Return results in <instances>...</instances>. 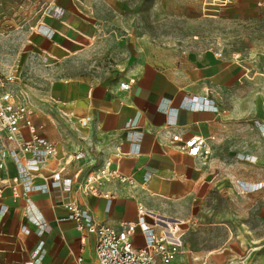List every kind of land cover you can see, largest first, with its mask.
Listing matches in <instances>:
<instances>
[{"label": "crops", "instance_id": "crops-1", "mask_svg": "<svg viewBox=\"0 0 264 264\" xmlns=\"http://www.w3.org/2000/svg\"><path fill=\"white\" fill-rule=\"evenodd\" d=\"M236 3L258 6L256 0H237L229 6ZM53 8L32 38L31 54L43 65L42 74L34 77L41 88L21 85L34 110L33 119L42 126L41 134L56 142L59 156L70 155L71 160L73 153L87 152V158L66 165L64 176L72 177L79 169L84 175L88 168H97L110 158L136 185L107 184L104 191L113 194L110 199L85 195L76 187L28 194L20 188L16 197L5 186L0 195V264L27 260L78 264L80 257L82 264H99L96 235L88 234L83 244L75 222L64 219L69 215L65 204L70 199L90 210L95 223L114 227L136 221L141 204L148 211L147 222L159 230L162 220L186 225L201 216L208 201L223 198L232 202L234 215L247 216L242 220L245 227L235 230L237 239L209 250L193 251L185 245L190 255L180 259L186 264L205 260L226 264L248 255L249 264H264V188L242 193L237 184L238 180L264 181V133L258 126L264 123L263 108L248 92L249 71L239 59L240 52L194 47L154 55L143 46L119 71L94 80L79 73L77 64L91 49L96 22L81 11L76 0H54ZM130 77L136 78L135 83L121 90L120 81ZM201 94L213 98L219 111L180 109L176 125H169L168 108L179 107L184 97ZM87 115L91 122L81 126L79 119ZM175 133L183 140L205 137L211 154L204 158L182 151L172 139ZM134 142L139 143L138 153L132 152ZM118 148L122 154L116 158ZM51 166L57 163L52 161ZM16 173L9 160L1 180ZM247 199L257 202L241 206L239 201ZM31 209L44 219L41 236L27 216ZM133 241L136 247L144 245L140 230ZM191 254L201 260L193 262Z\"/></svg>", "mask_w": 264, "mask_h": 264}, {"label": "rangeland", "instance_id": "rangeland-1", "mask_svg": "<svg viewBox=\"0 0 264 264\" xmlns=\"http://www.w3.org/2000/svg\"><path fill=\"white\" fill-rule=\"evenodd\" d=\"M76 1L96 22L91 49L77 64L82 75L94 80L109 77L143 46L154 55L156 51L210 46L240 52L239 59L249 71L248 92L256 97L264 117V10L259 6L236 3L220 12H205L201 0ZM53 7L54 0H0V76L13 73L22 86L28 83L41 88L34 77L42 74L43 65L31 54L32 38L52 15ZM250 118L255 122V117ZM4 142L0 128V150ZM239 202L243 206L257 200ZM246 217L234 215L232 202L225 198L208 201L201 216L182 225L183 243L193 251L230 243L237 239L236 231L245 227L242 220Z\"/></svg>", "mask_w": 264, "mask_h": 264}, {"label": "built area", "instance_id": "built-area-1", "mask_svg": "<svg viewBox=\"0 0 264 264\" xmlns=\"http://www.w3.org/2000/svg\"><path fill=\"white\" fill-rule=\"evenodd\" d=\"M237 0H202L205 12H219L220 9L229 6ZM257 5L264 10V0H256ZM212 47V46H210ZM219 55L220 53H216ZM136 78L120 81L121 90H129L135 83ZM211 90L210 88L207 89ZM28 94L17 81L13 73L0 76V128L4 136V144L0 150V171L8 170V161L11 160L17 169V173L1 180L0 195L5 186L13 190L18 197L20 188L28 194L33 191L47 193L51 187H60L65 191L76 187V190L85 195L104 196L108 199L113 197L112 193L105 192L104 187L110 183L135 186V179L124 174L114 159L108 158L97 168H88L83 175V169H79L72 177L64 176L66 165L71 161H80L87 158L85 150H79L70 155L59 156L56 142L50 140L40 132L41 125L35 123L34 110L27 101ZM180 109L187 110H212L219 111V107L213 98L206 94L184 97L179 107H170L169 125L177 123V115ZM92 120L90 115L79 119L81 126H87ZM264 133V123L258 124ZM172 139L179 148L192 156L207 158L211 154V148L205 137L193 135L183 140L180 133L172 135ZM211 139L216 140L215 136ZM139 143L134 142L133 153L139 152ZM121 150L116 151V158L121 156ZM55 161L57 167H52L51 162ZM47 171V172H45ZM150 178V175L147 179ZM238 188L242 193L254 192L264 188V181L248 183L238 180ZM66 207L69 215L64 219L75 222L76 227L81 231V241L85 244L88 234H95L97 237L96 257L99 264H186L181 256L190 255L185 248L183 236L185 230L182 223L176 221L171 225L166 221L161 222L158 230L156 226L147 222L148 211L143 205L138 206V219L136 221L122 222L119 227L105 223H95L90 210L82 207L76 200H68ZM30 221L39 227L38 235H43L45 222L39 211L31 209L27 211ZM140 230L144 237V245L136 247L133 241L134 234ZM29 232V230H26ZM193 262L201 259L192 256ZM83 259H78L82 264ZM11 264H37L34 260H27ZM199 264H211L206 260ZM226 264H249L248 255L237 257Z\"/></svg>", "mask_w": 264, "mask_h": 264}]
</instances>
